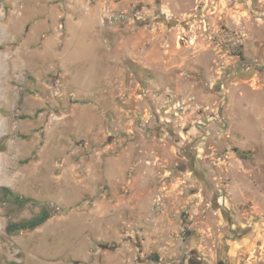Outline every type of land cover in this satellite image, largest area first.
Here are the masks:
<instances>
[{
	"label": "rangeland",
	"instance_id": "rangeland-1",
	"mask_svg": "<svg viewBox=\"0 0 264 264\" xmlns=\"http://www.w3.org/2000/svg\"><path fill=\"white\" fill-rule=\"evenodd\" d=\"M0 145V264H264V0H0Z\"/></svg>",
	"mask_w": 264,
	"mask_h": 264
},
{
	"label": "trees",
	"instance_id": "trees-1",
	"mask_svg": "<svg viewBox=\"0 0 264 264\" xmlns=\"http://www.w3.org/2000/svg\"><path fill=\"white\" fill-rule=\"evenodd\" d=\"M2 150H3V147L2 145H0V151ZM0 191L2 193V196L6 197L8 200H12L14 203L19 205L20 207L21 206L23 207L26 204L33 202L32 199L23 198L18 195H15L7 187H0ZM52 217H53L52 209L48 205H44L42 210L34 217L27 219V220L20 221V222L10 223L6 228V231L10 235L18 234L21 232H32V231H35L36 229L41 228ZM219 264H222V263H219Z\"/></svg>",
	"mask_w": 264,
	"mask_h": 264
},
{
	"label": "flooded vegetation",
	"instance_id": "flooded-vegetation-1",
	"mask_svg": "<svg viewBox=\"0 0 264 264\" xmlns=\"http://www.w3.org/2000/svg\"><path fill=\"white\" fill-rule=\"evenodd\" d=\"M247 63H249L250 67L258 68L259 70L262 69V66L261 65H256V64H254L251 61L241 60V61H239L237 63L236 68H235L234 71L228 72V76L232 74V75H234L233 79L241 78L243 75H245L244 66ZM193 148H194V145L191 144L188 147H185L183 149V153H184L185 157L188 158L189 163H190L189 166L187 165V168L186 169H190L193 173H195L194 175H196L198 173V171H197L196 167L194 166L196 164V161L194 160V157H193ZM204 179L205 178L203 177V180ZM195 255H196V252H194L193 250H191V252H190V254L188 256H184L183 257V261L188 260L190 264H204L201 260L200 261H195L194 260L195 259Z\"/></svg>",
	"mask_w": 264,
	"mask_h": 264
},
{
	"label": "water",
	"instance_id": "water-1",
	"mask_svg": "<svg viewBox=\"0 0 264 264\" xmlns=\"http://www.w3.org/2000/svg\"><path fill=\"white\" fill-rule=\"evenodd\" d=\"M203 181H204L205 183H207V182H206V179H204Z\"/></svg>",
	"mask_w": 264,
	"mask_h": 264
},
{
	"label": "crops",
	"instance_id": "crops-1",
	"mask_svg": "<svg viewBox=\"0 0 264 264\" xmlns=\"http://www.w3.org/2000/svg\"><path fill=\"white\" fill-rule=\"evenodd\" d=\"M228 238V237H227ZM230 239V238H229ZM194 252H196L195 250H193ZM196 254H197V252H196Z\"/></svg>",
	"mask_w": 264,
	"mask_h": 264
}]
</instances>
